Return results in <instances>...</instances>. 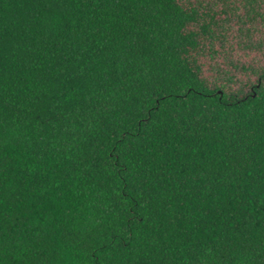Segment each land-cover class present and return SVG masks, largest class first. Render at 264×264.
<instances>
[{"label": "trees", "instance_id": "16d2710c", "mask_svg": "<svg viewBox=\"0 0 264 264\" xmlns=\"http://www.w3.org/2000/svg\"><path fill=\"white\" fill-rule=\"evenodd\" d=\"M0 264H264V0H0Z\"/></svg>", "mask_w": 264, "mask_h": 264}]
</instances>
